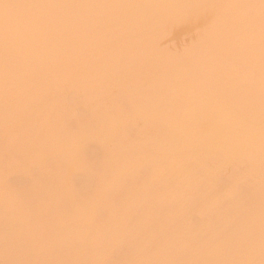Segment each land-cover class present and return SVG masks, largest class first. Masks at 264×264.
Masks as SVG:
<instances>
[{
  "label": "bare ground",
  "instance_id": "bare-ground-1",
  "mask_svg": "<svg viewBox=\"0 0 264 264\" xmlns=\"http://www.w3.org/2000/svg\"><path fill=\"white\" fill-rule=\"evenodd\" d=\"M0 264H264V0H0Z\"/></svg>",
  "mask_w": 264,
  "mask_h": 264
}]
</instances>
